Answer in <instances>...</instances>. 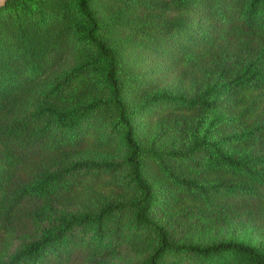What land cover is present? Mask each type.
<instances>
[{
  "label": "rangeland",
  "instance_id": "rangeland-1",
  "mask_svg": "<svg viewBox=\"0 0 264 264\" xmlns=\"http://www.w3.org/2000/svg\"><path fill=\"white\" fill-rule=\"evenodd\" d=\"M27 1L28 7L19 8L24 10L0 12V54L22 68L20 77L34 79L33 85H24L29 93L16 90L19 103L13 112L11 108L0 115V125L17 116L18 106L27 116L42 113L41 119L53 115L46 109L72 112L66 120L79 121L75 131L82 140L65 148L66 165L43 159L34 169L41 178L62 171L69 178L74 173L84 178L77 190L40 210L37 224L16 238L12 253L35 242L60 218L96 217L105 211H113L106 223L114 235L77 227L50 252L59 251L77 264L89 254L81 253L78 260L80 249L74 244L86 238L92 240V250L102 251L97 264H147L159 247L156 228L177 246L232 241L264 251V207L216 194L228 193L238 182L232 175L212 171L215 158L204 144L236 137L223 141L225 151L253 159L250 163L264 162V137L259 138L264 134V34L224 28L212 13L221 5L217 0H195L188 8L176 0H90L93 16L103 27L99 38L120 54L123 102L131 113L136 143L160 155L141 159L144 177L155 192L149 219L156 225L143 227L136 219L142 194L125 162L131 151L124 141L125 129L118 111L105 105L110 99L103 84L105 62L79 37V29L88 26L86 19L76 0ZM250 1L243 0L242 13L251 23L256 17L263 19V6L251 13ZM226 13L236 15L230 9ZM14 17L24 25L37 21L49 28V54L40 68L29 62L31 47L17 41ZM50 95L61 99L57 106L42 101ZM198 100L209 106L193 110L187 104ZM55 130L68 131L63 125ZM249 132L259 140L245 147ZM124 235H139L140 244L122 239ZM158 264L236 263L230 257L212 261L168 252Z\"/></svg>",
  "mask_w": 264,
  "mask_h": 264
},
{
  "label": "trees",
  "instance_id": "trees-1",
  "mask_svg": "<svg viewBox=\"0 0 264 264\" xmlns=\"http://www.w3.org/2000/svg\"><path fill=\"white\" fill-rule=\"evenodd\" d=\"M194 1L176 0V3L180 7L188 8ZM217 1L221 5L212 13L216 15L224 28L246 32L257 29L264 34V18L257 20L258 17H256L255 21L251 23V20L242 13L243 0ZM28 2L27 0H9L5 6L0 8V12L9 8H17V11L24 10L19 8L28 7ZM259 5L263 6L264 9V0H251L249 12L256 11V7ZM208 6L211 5L208 3ZM76 7L88 23L86 28H80L78 31L81 41L94 49L97 59L105 62L103 84L110 92V99L105 105L114 107L118 111L119 121L125 129L124 141L131 150L125 162L131 168L132 181L142 194V205L137 212L136 219L143 227L156 228V225L149 219V214L155 203V192L152 185L144 177L141 159L146 158L148 154L156 157L160 155L143 151L136 143L135 127L129 119L131 113L123 102L124 90L119 78V65L122 64L120 54L116 48L99 38L103 27L93 16L90 0H76ZM227 9L232 10L236 15H229L226 13ZM38 16L41 18L42 14L38 13ZM11 22L17 30V41L31 47V51L28 53L31 66L40 68L49 54V28L40 26L37 21H28L24 25L23 22H19L17 17L12 18ZM0 69L1 115L6 114L11 108L13 109L10 112L14 111L15 106L19 103L16 90H21L20 95L29 93V89L25 88L24 85H33L34 79L20 77L22 68L14 66L10 58L3 56V54H0ZM167 98L176 100L178 103L182 102L180 99ZM60 100L58 96L52 95L45 97V99L42 98V101H47L54 106H57ZM187 104L193 110L198 106H209L201 100ZM22 110L23 106H18L16 108L17 116L7 119L0 125V264H71L70 258L62 256L59 251L51 253L52 248L61 244L69 233L77 227L93 228L96 234L107 231L114 235L116 231L109 229L106 223L113 211L109 213L105 211L96 217L84 214L72 216L69 219L60 218L58 225L47 229L35 242L25 246L18 254L12 253L16 238L21 234L28 233L37 224L36 216L40 210L49 205L50 202H59L66 195L77 190L80 181L84 178L83 174L77 173L69 178L64 175L63 171L41 178L37 176L34 169V164L43 159H49L52 165H66L65 148L70 145H78L82 140V136L75 131L78 129L79 121L76 118L71 119V121L66 120L72 112L59 114L55 109H46L53 115L47 113L48 117L44 116L41 119L42 113L27 116V114H23ZM46 118L48 120L39 125V122L43 119L46 120ZM60 125H63L68 131L57 134L55 129H58ZM208 134L210 133L208 132ZM253 135V132L245 135L248 140L243 146L255 145L259 139ZM263 137L264 134L262 133L259 138L263 139ZM235 138L231 137L223 141H230ZM223 141L204 143L208 145L207 148L212 150L211 153L215 158V166L212 167V171L217 174L232 175L238 184L229 187L228 193L219 191L216 194L244 201L248 205L264 207V162L257 163L260 166L259 170H254L253 168L257 164L250 163L253 159L225 151ZM156 230H159V247L147 264H158L168 252L190 253L212 261H220L230 257L236 264H264V251L245 243L227 241L205 247L177 246L170 242L163 230L158 228ZM137 238L140 239V236H122V239L130 241L131 244H140L137 243ZM141 240L143 239L141 238ZM74 247L80 249L77 253L78 260L81 253L82 255L89 254L86 259L84 258L79 262L80 264H97L102 256L101 250H92L91 239L83 238L76 241ZM79 263L77 262V264Z\"/></svg>",
  "mask_w": 264,
  "mask_h": 264
},
{
  "label": "water",
  "instance_id": "water-1",
  "mask_svg": "<svg viewBox=\"0 0 264 264\" xmlns=\"http://www.w3.org/2000/svg\"><path fill=\"white\" fill-rule=\"evenodd\" d=\"M9 0H0V8L5 6Z\"/></svg>",
  "mask_w": 264,
  "mask_h": 264
}]
</instances>
